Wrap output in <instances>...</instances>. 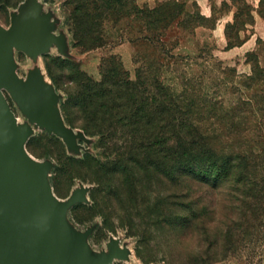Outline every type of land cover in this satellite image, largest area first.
Returning <instances> with one entry per match:
<instances>
[{
  "label": "rangeland",
  "instance_id": "rangeland-1",
  "mask_svg": "<svg viewBox=\"0 0 264 264\" xmlns=\"http://www.w3.org/2000/svg\"><path fill=\"white\" fill-rule=\"evenodd\" d=\"M81 1L21 0L13 7L0 3V33L22 14L46 32L47 43L67 46L72 43L73 8ZM88 1L92 5L91 1L96 2L105 17L97 20L104 44L87 51L80 46L71 47L67 55L50 50L49 46L35 54L11 48L19 76L37 71L38 76L46 77L44 61L51 63L43 56L47 53L74 60L99 80L101 59L110 65V56H119L130 79L136 77L137 69L144 68L146 77L156 76L174 95L184 92L195 113L206 117V110L212 107L213 111L221 112L220 126H227L230 121L227 116L237 115L231 122L237 127L252 129L253 147L264 149L261 116L264 113V25L261 24L264 3L255 9L246 0H232L233 17L222 19L226 22L219 33L214 31L218 18L202 16L194 1L161 0L155 5L137 0ZM217 5L221 12L228 8L223 2ZM51 70L60 78L58 89L53 85L55 91L45 92L42 100L49 111L47 119L37 122L8 91L5 95L26 139L24 155L39 167L42 190L51 189L62 200L70 233L67 237L76 240L81 248L78 261L82 264H184L182 258L200 254L206 245L197 234L187 233L178 238L176 232L157 222L153 205L146 216L142 197L137 196L136 203L129 199L127 177L104 172L100 164H105L106 159L98 147V138L69 126L62 115L60 102L65 98V91L73 87L66 79L69 70L54 64ZM214 122L211 119L207 124ZM153 188L151 204L157 198V191L169 195L170 201L186 193L201 201L206 210L205 220L213 223L214 230L232 231V235L225 237L227 246L223 245L228 250L219 249L221 255L213 264H264V217L248 220L238 217L226 201L225 192L190 180L184 183L183 190L161 184ZM234 216L237 219L233 222L230 217ZM142 232L147 237L142 246L144 261L137 255V234Z\"/></svg>",
  "mask_w": 264,
  "mask_h": 264
},
{
  "label": "trees",
  "instance_id": "trees-1",
  "mask_svg": "<svg viewBox=\"0 0 264 264\" xmlns=\"http://www.w3.org/2000/svg\"><path fill=\"white\" fill-rule=\"evenodd\" d=\"M20 1L0 3L13 7ZM91 3L94 4L82 0L73 8L70 18L71 47L80 46L83 51L104 44L97 20L105 17L97 3ZM43 56L51 60H45L44 67L55 89L60 77L53 75L51 64L69 70L66 79L73 87L65 91L60 102L62 115L69 126L98 138V147L106 159L105 164L99 163L104 172L127 177L129 199L136 203L137 196H141L146 216L153 205L158 223L176 232L178 238L187 233L197 234L206 245L204 252L182 258L184 264L215 263L221 255L219 249L228 250L224 241L232 231L214 230L213 223L205 220L206 210L201 201L186 193L170 201L169 195L157 191L151 204L156 184L183 190L184 183L190 180L225 192L236 216L245 220L264 217V149L253 147L252 129L231 122L237 115L227 116V126H220L221 112L212 107V111L206 110V117L195 113L184 92L174 95L156 76L146 77L144 68L137 69L136 77L130 79L119 56H110V65L101 59L99 80L72 59ZM261 116L264 118V113ZM211 119L215 122L208 125ZM236 216L230 217L233 222ZM144 234H137V255L143 261L142 246L147 238Z\"/></svg>",
  "mask_w": 264,
  "mask_h": 264
},
{
  "label": "water",
  "instance_id": "water-1",
  "mask_svg": "<svg viewBox=\"0 0 264 264\" xmlns=\"http://www.w3.org/2000/svg\"><path fill=\"white\" fill-rule=\"evenodd\" d=\"M12 23L6 32L0 33V88L8 91L24 112L39 122L49 114L40 102L45 93L36 90V83L42 78L33 71L34 81L30 84L17 80L7 49L14 46L35 54L44 52L51 42L47 43L46 32L38 29L37 23L24 19L22 14ZM18 131L14 123L9 142L0 151V264H80L75 262L81 257L76 240L70 242L66 254L46 241V232L52 230L43 224L42 218L46 214L56 215L60 208L51 201L42 203L33 192L30 174L40 178V171L38 165L25 157V139L20 127Z\"/></svg>",
  "mask_w": 264,
  "mask_h": 264
},
{
  "label": "crops",
  "instance_id": "crops-1",
  "mask_svg": "<svg viewBox=\"0 0 264 264\" xmlns=\"http://www.w3.org/2000/svg\"><path fill=\"white\" fill-rule=\"evenodd\" d=\"M138 2H141L142 4H148L150 5L153 3L154 5L161 0H137ZM186 2L194 1L197 5V7L200 10V14L204 17H212L213 15L218 18L216 28L214 31H220L222 32L224 28V23L222 19H231L233 17L234 13V5L232 4V0H183ZM248 3L252 5L253 8H258V4L261 0H246ZM224 3L228 6V8L221 12L218 11V3ZM257 17V14H255ZM261 24L264 25V21L261 22ZM13 23L4 31L6 32ZM50 50L53 48L56 52L59 54L67 55L69 52V49L71 48L70 42L67 44V46H61L58 43H52L49 45ZM11 48L15 50H24L21 48H17L14 46H10V49L8 48L10 52V58H11V67L13 70V74L17 80L22 82L23 84H30L32 81H34L32 72L28 73L24 76H19L17 72L16 63L14 61ZM68 48V49H67ZM12 49V50H13ZM50 52V51H48ZM47 54V53H46ZM41 81L36 83V90L40 93L45 92H53L54 87L51 82V80L43 75H41ZM5 89L0 88V151L8 144L10 137H11V131L13 128V124L15 123V127L17 128V131L19 130V124L17 121V117L15 113L13 112L9 101L5 95ZM46 96L43 95L42 98H40V102L47 107V105L42 101ZM19 132V131H18ZM26 161V160H25ZM27 163V161L25 162ZM30 182L32 190L35 194H37L38 199L42 203H48L49 201L52 202L53 206L60 208V211L57 212L56 215H45L42 218V222L45 226L50 227L52 230L51 232H46V241L48 244L52 245L53 247L57 248L61 254H66L69 252V244L72 241L67 236L70 234L67 231V223L68 219L66 214L64 213V210L62 209V200L57 198L51 189L46 188L45 190H42L43 184H41L39 177H35L30 174ZM79 257L75 260V262L80 263ZM82 264V263H80Z\"/></svg>",
  "mask_w": 264,
  "mask_h": 264
},
{
  "label": "bare ground",
  "instance_id": "bare-ground-1",
  "mask_svg": "<svg viewBox=\"0 0 264 264\" xmlns=\"http://www.w3.org/2000/svg\"><path fill=\"white\" fill-rule=\"evenodd\" d=\"M26 140V139H25Z\"/></svg>",
  "mask_w": 264,
  "mask_h": 264
}]
</instances>
